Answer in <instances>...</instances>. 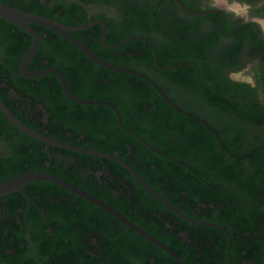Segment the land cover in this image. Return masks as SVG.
Masks as SVG:
<instances>
[{"label": "trees", "instance_id": "trees-1", "mask_svg": "<svg viewBox=\"0 0 264 264\" xmlns=\"http://www.w3.org/2000/svg\"><path fill=\"white\" fill-rule=\"evenodd\" d=\"M0 2L70 27L103 18L107 21V44L134 36L152 38V32L163 27L159 19L144 18L153 10L149 8L152 3L146 0ZM34 29L41 46L29 71L58 69L75 95L113 104L126 128L156 150L182 161L193 173L152 153L122 132L109 109L67 101L54 76L22 78L19 65L32 39L0 20V99L10 111L39 134L116 155L184 216L225 228L231 235L230 262L228 239L221 231L182 221L119 165L35 141L1 113L0 184L30 173H49L116 209L171 248L183 264H264V42L223 46L220 50L217 47L224 59L223 64L217 65H207L201 59L203 50L214 52V46H172L166 51L168 58L161 56L157 45L162 66L188 60L191 53H196L194 62L203 68L202 82L189 67L171 71L167 77L172 83L195 87L193 94L217 112L218 119L208 122L217 130L229 155L207 128L174 112L144 81L101 68L59 36ZM100 33L101 27L96 26L73 35L102 60L157 78L148 44L133 42L104 50L99 43ZM240 50L253 63L255 87L231 81L223 72L224 66L238 70ZM199 83L206 88L201 89ZM56 219L62 228L55 224L56 233L51 235L48 227L51 221L58 223ZM0 261L175 264L102 210L45 182L30 184L23 193L0 199Z\"/></svg>", "mask_w": 264, "mask_h": 264}, {"label": "water", "instance_id": "water-1", "mask_svg": "<svg viewBox=\"0 0 264 264\" xmlns=\"http://www.w3.org/2000/svg\"><path fill=\"white\" fill-rule=\"evenodd\" d=\"M173 2L178 5L183 11H185L188 14H191L193 16L198 17H204L207 15V13H194L189 10H187L178 0H173ZM222 14V13H221ZM0 20L7 22L11 24L12 26L18 28L22 32H24L26 35H28L32 39V44L30 46V49L28 50L26 56L22 60V62L19 65V74L22 78L26 80L30 79H39L45 76H54L56 80L58 81L60 88L66 97L67 100L71 101L72 103H76L79 105H85V106H93V107H105L110 109L116 119V123L118 128L124 132L125 134L129 135L130 137L134 138L136 141H138L142 146H144L146 149L151 151L152 153L166 158L173 160L179 164L180 162L176 161L175 159L159 152L158 150L154 149L152 146H150L144 139H142L140 136H138L136 133L132 132L128 128H126L123 125L121 114L118 111V109L108 102H100V101H86L82 99H78L77 97L73 96L69 89L66 82L65 77L63 74L55 68H47L43 70L38 71H29L28 66L34 59L35 55L38 53L40 46H41V39L39 34L36 32L34 27H38L41 29H44L46 31L52 32L55 35L61 37L62 39L69 42L72 46H74L77 50H79L86 58H88L92 63L95 65L104 68L108 71L116 72V73H122L134 76L145 83H147L155 92L156 94L177 114L181 115L182 117L195 122L197 124H200L207 128L214 136L216 142L219 144V146L222 148V150L229 154V151L225 148L223 145L221 138L217 132V130L208 122L191 115L190 113L184 111L179 106H177L170 98L169 96L161 89V87L150 77L145 75L142 72H139L137 70L128 69V68H122L118 66H114L112 64H109L105 62L104 60L100 59L98 56H96L92 51H90L84 44H82L77 38L73 36L72 33L74 32H80L87 29H90L94 26H101V33H100V44L105 49H116L120 48L122 46H125L127 44H130L132 42L140 41L145 42L149 44L153 51V58L154 62L157 66L158 65V54H157V48L156 45L147 38L144 37H135L128 40H125L121 43L114 44V45H107L105 43V36L107 31V23L105 20H96L93 22H90L88 24H85L80 27H68L65 26L59 22H56L52 19H48L46 17H42L39 15L26 13L23 11H20L18 9L12 8L4 3L0 2ZM223 26V24H222ZM0 113L8 120L10 124H12L17 130H19L24 135L30 137L31 139L38 141L40 143H43L45 145L70 151L77 154L87 155L91 157L100 158L103 160L110 161L112 163H115L119 165L121 168H123L125 171H127L150 195H152L156 200H158L162 205H164L167 209H169L173 214H175L179 219L186 223L204 226L207 228L219 230L222 233H224L228 239V249H227V255L228 260L230 262V243H231V235L229 232L218 225L204 223L196 220H192L184 216L182 213H180L172 204H170L165 198H163L156 190H154L133 168H131L127 163H125L123 160L119 159L118 157L106 153L86 150L78 147H74L68 144H64L61 142H58L56 140L50 139L48 137H45L44 135H41L28 126H26L24 123H22L11 111L10 109L5 105V103L0 99ZM240 160L243 158H239ZM183 165V164H181ZM187 170H189L191 173H193L188 167L185 166ZM37 182H45L49 183L51 185H54L72 195L75 197L87 202L90 205H93L94 207L102 210L106 214H108L110 217L114 218L116 221H118L120 224L125 226L127 229H129L131 232H133L135 235L139 236L141 239L145 240L149 244L153 245L154 247L161 250L163 253H165L175 264H183L180 258L176 255V253L169 248L167 245L162 243L161 241L157 240L156 238L152 237L145 231H143L141 228L136 226L133 222H131L129 219H127L124 215H122L120 212H118L116 209L111 207L110 205L106 204L105 202L101 201L100 199L90 195L89 193L79 189L78 187L72 185L71 183L67 182L66 180L54 176L49 173H43V172H37V173H30L26 174L24 176H21L19 178H16L12 181L0 184V199L4 198L8 195L14 194V193H23V188ZM0 264H3L0 261Z\"/></svg>", "mask_w": 264, "mask_h": 264}, {"label": "flooded vegetation", "instance_id": "flooded-vegetation-1", "mask_svg": "<svg viewBox=\"0 0 264 264\" xmlns=\"http://www.w3.org/2000/svg\"><path fill=\"white\" fill-rule=\"evenodd\" d=\"M146 1L152 3V4H150L149 8H152L153 10H152V12L145 13L144 18L147 20L159 19V22L163 25V27L160 31H153L151 34L152 38L145 37V36H134L132 38L144 37V38L150 39L156 45V48H157V45L159 46V50H160L162 57L170 58V56L168 54H166V51L169 50L172 46H174V48L177 47L180 49L184 46L189 48V47L196 45V44L210 45V46H214V52L211 51L210 53H207V52H205V50L201 49V50H203V55L201 56V59L204 60V63L207 65H209V64L210 65H215V64L217 65V64H223V61H224L223 53L216 51L217 47H218L217 50H220L223 48V46H230V45H236V44H240V45H242V44L243 45L259 44V43L264 42V0H178L187 10H189L191 12L207 13V15L204 17L193 16L191 14L186 13L178 5H176L173 2V0H146ZM142 7L147 8V6H144V5H142ZM111 12H113V11H111ZM96 20H105V19L100 18V17L93 18L92 20H90L86 24L93 22V21H96ZM130 22L132 23L131 20H130ZM106 23H107V21H106ZM222 24H223V26H222ZM68 27H70V26H68ZM78 27H80V26H78ZM94 27H96V26H94ZM99 27H101V26H99ZM129 39H131V38H129ZM136 42H140V41H136ZM99 43H100V40H99ZM119 43H121V42H119ZM116 44H118V43H116ZM107 45H114V44H107ZM100 46L102 47L101 44H100ZM211 48H209V49H211ZM103 49L104 50H115V49H105V48H103ZM116 49H119V48H116ZM159 50L157 49L158 65L159 66H157L154 62L155 69L157 70L156 72H158V73H156L154 71V73L157 77L155 80L157 82L153 78L148 76L147 74H145V73L144 74L147 75L148 77H150L152 80H154L161 87V89H162V87L165 88L168 91V94L163 89L162 90L169 96V98L177 106H179L184 111H186V112L190 113L191 115H194V116H196V117H198L204 121L207 120L206 122H208V121L212 122L214 119H218L217 118V112L215 110H213V108H211L207 103H205V101L199 99L195 94H193V92L196 90L195 87H193V86L189 87L188 84L178 85L177 83H172L167 77V75H169L168 73H170L171 71H176L178 69H179L178 71H181L182 69H184V67H189V71L193 72L195 74V77L199 82H202V80H201L202 79L201 69H203V68H202V66H198L196 64V62H194L195 58L197 57L196 53L195 52L191 53L190 57H188V60H184V61H181L177 64L170 65V66H162L159 62ZM152 53H153V51H152ZM245 57L246 56H245V54L242 53V51L239 52L238 62H237V66H236V68H238V70H230L226 66H224L223 68L221 67V68L223 69V72L228 75V77L231 81L245 82V83L251 84L253 87H255L253 63L251 61H248L249 59H246ZM153 60H154V58H153ZM122 68H124V67H122ZM128 69H132V68H128ZM133 70H135V69H133ZM139 72H141V71H139ZM243 76H249L251 80L250 79L241 80V78H244ZM249 81H252L253 83H250ZM66 82H67V80H66ZM67 85H68V83H67ZM204 85H202L200 83L198 84V86L201 89L206 88V87H204ZM207 88L212 90V88H210V87H207ZM68 89H69V87H68ZM69 91L73 96L77 97L78 99H82V100H86V101L106 102V101H101V100H96V99L82 98V97L75 95L70 89H69ZM62 94H63V92H62ZM63 96H64V94H63ZM65 99H66V97H65ZM67 101H69V100H67ZM69 102H71V101H69ZM73 104H76V103H73ZM77 105H79V104H77ZM80 106H85V105H80ZM85 107H93V106H85ZM103 108H105V107H103ZM43 121L46 122L47 118L44 117ZM45 137H47V136H45ZM48 138H50V137H48ZM50 139H52V138H50ZM71 146H73V145H71ZM74 147L81 148L79 146H74ZM82 149H85V148H82ZM86 150H90V149H86ZM91 151H94V150H91ZM67 152H70V151H67ZM96 152H98V151H96ZM71 153H73V152H71ZM101 153H104V152H101ZM75 154H77V153H75ZM106 154H108V153H106ZM80 155H82V154H80ZM110 155H112V154H110ZM84 156H87V155H84ZM114 156H116V155H114ZM89 157H91V156H89ZM94 158H96V157H94ZM98 159H100V158H98ZM173 159H175V158H173ZM175 160L180 162L181 164H183V165H181L178 163L185 170H187L185 168V166L188 167L186 164H184L180 160H177V159H175ZM187 171H189V170H187ZM77 209H79V207H77ZM56 221L58 223H53V221H51V225L48 227V232L51 235H54L56 233L55 232V230H56L55 224L58 225L59 228H62L61 222L58 219H56ZM60 230L62 231V229H60ZM77 231H79V227L77 228Z\"/></svg>", "mask_w": 264, "mask_h": 264}, {"label": "rangeland", "instance_id": "rangeland-1", "mask_svg": "<svg viewBox=\"0 0 264 264\" xmlns=\"http://www.w3.org/2000/svg\"><path fill=\"white\" fill-rule=\"evenodd\" d=\"M244 78H241V80H246V79H250V77L249 76H243ZM238 79V78H237ZM251 80V79H250ZM250 83H253L252 81H249Z\"/></svg>", "mask_w": 264, "mask_h": 264}]
</instances>
